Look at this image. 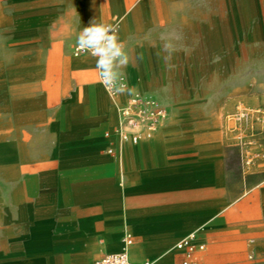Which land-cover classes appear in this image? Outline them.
Here are the masks:
<instances>
[{"label":"crops","instance_id":"1","mask_svg":"<svg viewBox=\"0 0 264 264\" xmlns=\"http://www.w3.org/2000/svg\"><path fill=\"white\" fill-rule=\"evenodd\" d=\"M123 17L139 27L140 4L0 0V264H94L127 236L135 263L264 264V169L232 178L189 141L188 115L137 145L105 136L129 95L112 99L71 50L91 19ZM191 233L204 249L188 258L175 246Z\"/></svg>","mask_w":264,"mask_h":264},{"label":"rangeland","instance_id":"2","mask_svg":"<svg viewBox=\"0 0 264 264\" xmlns=\"http://www.w3.org/2000/svg\"><path fill=\"white\" fill-rule=\"evenodd\" d=\"M127 1L142 15L129 33L128 20H117L128 66L136 68V89L167 106L165 129H179L188 115L189 141L219 157L232 178L243 167L264 169V0ZM167 40L176 48L168 60ZM10 47L0 44V68Z\"/></svg>","mask_w":264,"mask_h":264},{"label":"built area","instance_id":"3","mask_svg":"<svg viewBox=\"0 0 264 264\" xmlns=\"http://www.w3.org/2000/svg\"><path fill=\"white\" fill-rule=\"evenodd\" d=\"M114 25L118 29L119 26ZM75 56H90L85 51H82L76 45L73 48ZM125 81L128 83L126 76ZM107 90V89H106ZM112 99H117L120 95L113 94L107 90ZM119 122L113 132L105 133L106 137L114 135L118 141L128 142L131 144H139L144 139H151L153 135L165 124L169 117L167 106L161 104L154 96L145 95L137 91L136 95L129 96L126 103L119 105ZM244 114H242L243 116ZM108 153L113 154L114 149H108ZM196 234L191 233L180 242L176 244V249L186 252L187 257L190 258L197 250H203L204 245H196ZM124 248L119 253L108 254L96 260L94 264H152L149 261L143 263H135L130 260L129 249L133 244V239L127 236L124 240ZM183 264H200L198 262H184Z\"/></svg>","mask_w":264,"mask_h":264},{"label":"clouds","instance_id":"4","mask_svg":"<svg viewBox=\"0 0 264 264\" xmlns=\"http://www.w3.org/2000/svg\"><path fill=\"white\" fill-rule=\"evenodd\" d=\"M77 46L94 58L99 82L105 89L115 95L137 94L136 88L130 87L124 79V69L129 65L131 57L126 51L125 43L118 36L116 26L91 19L79 31ZM163 50L167 53L165 59L168 60L176 48L171 40H167L163 43Z\"/></svg>","mask_w":264,"mask_h":264},{"label":"bare ground","instance_id":"5","mask_svg":"<svg viewBox=\"0 0 264 264\" xmlns=\"http://www.w3.org/2000/svg\"><path fill=\"white\" fill-rule=\"evenodd\" d=\"M119 23V22H118ZM116 24V23H115ZM120 30H121V28H120Z\"/></svg>","mask_w":264,"mask_h":264}]
</instances>
